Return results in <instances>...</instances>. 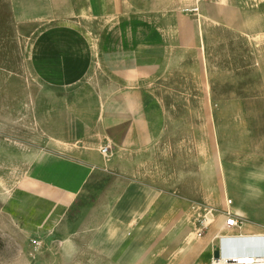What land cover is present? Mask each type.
I'll use <instances>...</instances> for the list:
<instances>
[{
  "label": "rangeland",
  "instance_id": "obj_1",
  "mask_svg": "<svg viewBox=\"0 0 264 264\" xmlns=\"http://www.w3.org/2000/svg\"><path fill=\"white\" fill-rule=\"evenodd\" d=\"M199 10L200 56L196 41H180L184 61L143 88L164 111L154 105L152 143L104 159L98 93L108 72L52 90L30 59L52 30V0H0V183L14 192L33 160L42 175L87 180L72 197L0 193V264L210 262L227 235L226 172L264 168V0H202ZM131 184L159 194H124Z\"/></svg>",
  "mask_w": 264,
  "mask_h": 264
},
{
  "label": "crops",
  "instance_id": "obj_2",
  "mask_svg": "<svg viewBox=\"0 0 264 264\" xmlns=\"http://www.w3.org/2000/svg\"><path fill=\"white\" fill-rule=\"evenodd\" d=\"M201 1L52 0V18L48 20L52 22V30L39 33L31 46L35 75L52 90L69 92L95 80L91 79L92 73L99 69L107 71L112 84L102 86L98 93L103 147L110 146L111 154L116 148H147L157 129L154 105L156 112L160 110L164 114V111L160 100L150 91L144 93L143 88L162 79L169 69L184 61L188 52L180 41H196L200 56V10L188 15L183 11L186 7L199 9ZM97 23L104 29L102 33L91 28ZM186 23L188 30L184 28ZM111 154L101 155L107 159ZM29 166L38 169H33L27 177L18 176L14 192L0 183V193L16 194L23 189L26 194L72 197L87 182L84 175L57 176L55 173V176L49 168L42 175L40 162L34 160ZM84 169L92 175L90 168ZM225 182L226 196L233 201L231 210L245 221L241 231H228L225 236L262 233L264 168L235 166L226 172ZM124 190V194H159L136 184ZM111 243L115 244V240ZM212 256L213 251L210 262ZM133 261L136 263L137 259L129 258V262Z\"/></svg>",
  "mask_w": 264,
  "mask_h": 264
},
{
  "label": "built area",
  "instance_id": "obj_3",
  "mask_svg": "<svg viewBox=\"0 0 264 264\" xmlns=\"http://www.w3.org/2000/svg\"><path fill=\"white\" fill-rule=\"evenodd\" d=\"M198 8L191 9V12H198ZM101 154L104 157H109L111 154L110 146H105L101 149ZM233 201H227V209L225 211V231H241L245 225V221L238 217L232 210ZM222 240L227 248L224 253L220 250L219 245L213 247V256L210 264H264V231L252 236H224ZM218 237L215 238L217 241ZM219 243V242H218ZM218 251L220 258L215 259L214 254Z\"/></svg>",
  "mask_w": 264,
  "mask_h": 264
},
{
  "label": "bare ground",
  "instance_id": "obj_4",
  "mask_svg": "<svg viewBox=\"0 0 264 264\" xmlns=\"http://www.w3.org/2000/svg\"><path fill=\"white\" fill-rule=\"evenodd\" d=\"M226 237L224 236H219L217 239L219 240V248L220 250L224 253L226 250H229L227 248L228 244L226 245L224 242H222L223 239H225Z\"/></svg>",
  "mask_w": 264,
  "mask_h": 264
},
{
  "label": "water",
  "instance_id": "obj_5",
  "mask_svg": "<svg viewBox=\"0 0 264 264\" xmlns=\"http://www.w3.org/2000/svg\"><path fill=\"white\" fill-rule=\"evenodd\" d=\"M215 259H219L220 258V253L218 251L215 252L214 254Z\"/></svg>",
  "mask_w": 264,
  "mask_h": 264
},
{
  "label": "trees",
  "instance_id": "obj_6",
  "mask_svg": "<svg viewBox=\"0 0 264 264\" xmlns=\"http://www.w3.org/2000/svg\"><path fill=\"white\" fill-rule=\"evenodd\" d=\"M0 242H1V240H0Z\"/></svg>",
  "mask_w": 264,
  "mask_h": 264
}]
</instances>
